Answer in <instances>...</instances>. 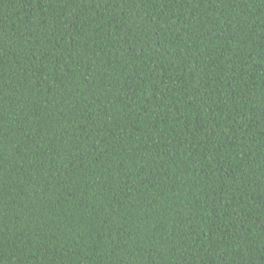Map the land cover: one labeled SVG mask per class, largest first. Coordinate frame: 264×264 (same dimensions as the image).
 Segmentation results:
<instances>
[{"label": "trees", "instance_id": "trees-1", "mask_svg": "<svg viewBox=\"0 0 264 264\" xmlns=\"http://www.w3.org/2000/svg\"><path fill=\"white\" fill-rule=\"evenodd\" d=\"M0 264H264V0H0Z\"/></svg>", "mask_w": 264, "mask_h": 264}]
</instances>
